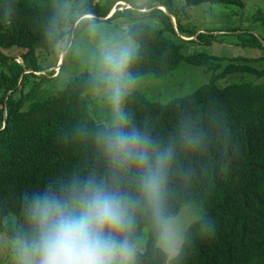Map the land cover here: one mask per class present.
Listing matches in <instances>:
<instances>
[{"label": "trees", "instance_id": "16d2710c", "mask_svg": "<svg viewBox=\"0 0 264 264\" xmlns=\"http://www.w3.org/2000/svg\"><path fill=\"white\" fill-rule=\"evenodd\" d=\"M118 1L128 7L107 17ZM78 13L67 30L66 0H0V233L26 247L34 264L48 254L77 264L83 249L87 258L105 257L114 242L141 236L132 264H264V82H221L235 73L264 76L254 66L264 56L223 63L182 53L185 43L209 44L217 35L183 27L173 0H86ZM86 14L135 19L128 33L137 46L125 67L131 77H161L185 60L209 80L166 103L130 91L124 123L96 121L84 93L103 82L83 72L48 92L42 84L54 70L41 73L37 54L69 38ZM242 44L262 47L258 39ZM11 48L21 51H3ZM74 201L88 211L84 224ZM183 205L197 218L168 258L158 240Z\"/></svg>", "mask_w": 264, "mask_h": 264}, {"label": "rangeland", "instance_id": "374dc122", "mask_svg": "<svg viewBox=\"0 0 264 264\" xmlns=\"http://www.w3.org/2000/svg\"><path fill=\"white\" fill-rule=\"evenodd\" d=\"M85 1L66 0L69 19L66 25L67 30L72 27L70 19L79 14L78 6ZM144 1L134 0V3L139 5ZM242 1L243 7L208 2L185 5L183 0H173L183 27L195 30L196 34L203 32L217 35L209 44L201 41L185 43L181 49L182 53L214 54L225 58L223 63L235 56L247 58L264 56V21L261 17L264 15V0ZM116 4L117 6L112 10L128 7L124 1H118ZM86 15L78 18L79 20L86 17L82 26L72 31L69 38L65 36L53 51L48 53L37 50V54L44 68V72L41 73L54 70V74L42 84L48 92L54 93L62 89L75 76L83 72H88L103 82L102 86L91 88L84 93L88 100L89 112L96 121L105 125L124 123V97L130 91H139L150 101L166 103L177 96L192 92L209 80L210 73H207L202 66L185 60H181L173 70L161 77L151 75L131 77L125 67L131 52L137 46L128 33L135 22L132 18L135 15L134 10L131 17L120 14L107 19ZM149 18L146 17L143 20L152 24ZM171 20L175 26V18L172 17ZM221 32L224 34H220ZM164 33L170 36L166 31ZM192 39H195V36ZM253 39H258L262 47L242 44ZM66 44L68 46L64 48ZM67 48L69 51L62 61L61 57ZM3 51L18 55L21 50L11 48ZM16 59L21 61V57ZM254 66L264 69V58L256 61ZM32 79L38 80L33 77L29 80L32 81ZM242 79L264 82V76L257 78L241 73L230 74L221 82L228 84ZM72 208L81 214L82 224L88 221V211L82 210L84 205L74 201ZM196 218L195 210L189 205H183L177 214L165 220L158 245L168 258L177 252L185 229ZM144 241V236H141L136 243H130L127 240L116 241L105 257L87 258L83 255V249L77 264H132L135 253L143 249ZM0 264H34V262L30 252L19 241H11L0 233ZM40 264H57L55 255L48 254L40 261Z\"/></svg>", "mask_w": 264, "mask_h": 264}, {"label": "water", "instance_id": "95a60500", "mask_svg": "<svg viewBox=\"0 0 264 264\" xmlns=\"http://www.w3.org/2000/svg\"><path fill=\"white\" fill-rule=\"evenodd\" d=\"M113 12H114V10H111V12L109 13V15H107V17L111 16ZM89 15H91L92 17L94 16L92 14H89ZM107 17H105V18H107ZM187 39H192V37L191 38H187ZM61 60H62V57H61Z\"/></svg>", "mask_w": 264, "mask_h": 264}, {"label": "clouds", "instance_id": "9594fccd", "mask_svg": "<svg viewBox=\"0 0 264 264\" xmlns=\"http://www.w3.org/2000/svg\"><path fill=\"white\" fill-rule=\"evenodd\" d=\"M43 72V71H42Z\"/></svg>", "mask_w": 264, "mask_h": 264}]
</instances>
